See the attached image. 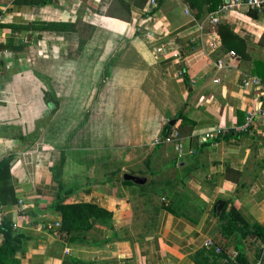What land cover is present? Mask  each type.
Masks as SVG:
<instances>
[{"label": "crops", "instance_id": "crops-1", "mask_svg": "<svg viewBox=\"0 0 264 264\" xmlns=\"http://www.w3.org/2000/svg\"><path fill=\"white\" fill-rule=\"evenodd\" d=\"M14 1L0 0V159L12 156L17 203L0 209V221L22 235L20 264H197L201 250L217 257L208 264L238 256L264 264V241L224 237L219 218L234 208L264 232V119L253 120L252 134L202 137L242 124L264 103V20L244 6L221 18L246 50L217 69L215 26L208 15L193 20L181 0H161L152 20L133 8L129 22L106 15L112 0ZM85 23L94 30L80 52L77 32L52 28ZM125 43L135 52H118ZM250 77L257 83L244 86ZM61 152L62 182L78 188L64 203L110 213L75 239L54 227L58 213L41 212L59 194L49 167ZM171 202L176 214L165 208Z\"/></svg>", "mask_w": 264, "mask_h": 264}, {"label": "trees", "instance_id": "trees-1", "mask_svg": "<svg viewBox=\"0 0 264 264\" xmlns=\"http://www.w3.org/2000/svg\"><path fill=\"white\" fill-rule=\"evenodd\" d=\"M187 8L193 13L195 20L201 21L207 15L217 10L222 4V0H181ZM15 3H21L20 0H15ZM133 2V3H132ZM28 5H49L46 1H33L26 0ZM143 4L141 1H126V0H112L110 6L106 11V15L109 17L121 19L125 22L131 20V10L133 8H142ZM246 16L254 19L264 20V6L258 10L248 8L245 12ZM145 16L148 13H144ZM53 29L58 31H69L77 32L79 35V43L77 52H80L85 46L87 41L90 39L94 27L89 24L79 25H66L58 24L53 25ZM215 33L220 38V50L223 54L228 52H234L236 57H245L246 43L240 38L232 29L231 25L220 22L215 27ZM260 44H264V32L259 39ZM45 101L52 104L53 110L57 108L56 100L48 95H44ZM49 98V101L48 99ZM171 126L166 124L161 134V139L164 140L168 137ZM12 156L3 157L0 159V209L4 206L14 205L17 203V198L14 193V188L11 180L10 163ZM65 162L64 153L61 152L58 159L54 161L49 171L51 178L58 188L59 194L52 202L49 208H43L42 213L54 212L58 213L61 217L59 233L71 236V239H75L78 233H83L90 229L93 225L94 220H103V218L110 217V213L100 209L97 205L92 203H72L65 204L64 198L72 195L78 188L67 187L62 182L63 166ZM189 195L185 194V198ZM169 212L176 214V204L171 202L165 207ZM34 212V211H33ZM35 211L34 213H38ZM32 213V212H31ZM221 226L220 231L224 237L229 236L231 233L237 232L240 236H247L252 234L257 236L261 241H264V232L260 230L258 226L249 227L239 216L238 212L234 208H231L228 212H223L220 215ZM12 223L8 220L0 221V264H20L18 258L19 253L24 249V240L22 235L17 232H13ZM197 264H208L209 262L215 263L217 260L211 251L201 250L195 256ZM205 260V263L202 260ZM237 264H244L243 260L238 256L235 259Z\"/></svg>", "mask_w": 264, "mask_h": 264}, {"label": "built area", "instance_id": "built-area-1", "mask_svg": "<svg viewBox=\"0 0 264 264\" xmlns=\"http://www.w3.org/2000/svg\"><path fill=\"white\" fill-rule=\"evenodd\" d=\"M132 1H141L143 3L142 12L153 14L155 10L158 9L159 3L161 0H132ZM244 6L246 8H253L260 10L264 6V0H223L222 4L217 8L216 11L210 13L207 17V23L210 26H216L220 23L222 17L226 14L233 12L234 10L238 9L239 7ZM1 12H0V21H1ZM193 20L194 17H193ZM216 46L215 44H210V48L214 49ZM160 51V50H159ZM236 58L234 52H228L223 54L214 64L217 69H222L227 65V62ZM257 83V80L253 77L245 79L243 81L244 86H249L251 84ZM264 97V93H262ZM256 118H263L264 119V103L260 102L258 108L253 109L252 111L248 112L244 118L242 124L234 125L231 128H225L221 126H214L211 129L202 133V137L204 140H212L217 137H224L233 132H245L248 134H252V122ZM157 143V141H156ZM23 208H19L18 212L20 214L24 213ZM47 229H51L53 226L47 225L45 226ZM54 227L60 228V222L55 223ZM205 247L209 248L214 246V243L211 240H207L204 244ZM216 253H221V249L219 246L214 247ZM223 264H237L234 258L225 259ZM255 264H260V261H257Z\"/></svg>", "mask_w": 264, "mask_h": 264}, {"label": "rangeland", "instance_id": "rangeland-1", "mask_svg": "<svg viewBox=\"0 0 264 264\" xmlns=\"http://www.w3.org/2000/svg\"><path fill=\"white\" fill-rule=\"evenodd\" d=\"M150 16H151V14H148L147 16H143V17H145V19L152 20V17H150ZM139 32L140 33H144L145 32L143 26L141 27V31H139ZM116 47H117L118 52H135L134 51L135 49L129 43H125L124 45H122V47H119V44H116ZM124 59H127V60H124ZM119 60L120 61H126V63H129V62L133 63L136 60V57L134 56L133 58H122V56L121 57L119 56ZM124 64L125 63H123V65ZM156 78H157L156 83H158L160 85L159 90L162 93L161 80L158 77V75H156Z\"/></svg>", "mask_w": 264, "mask_h": 264}, {"label": "water", "instance_id": "water-1", "mask_svg": "<svg viewBox=\"0 0 264 264\" xmlns=\"http://www.w3.org/2000/svg\"><path fill=\"white\" fill-rule=\"evenodd\" d=\"M245 9H247V8L245 7ZM171 123H172V122H171ZM123 178H124L125 180L133 181V182L136 183V184H143V183L145 182V178H143V177L131 176V175H128V174H125V175L123 176ZM220 205H221V204L218 202V203H217V209H219ZM218 206H219V207H218Z\"/></svg>", "mask_w": 264, "mask_h": 264}]
</instances>
